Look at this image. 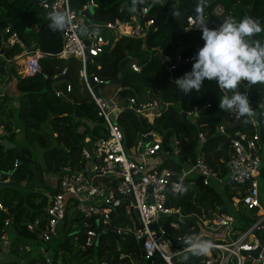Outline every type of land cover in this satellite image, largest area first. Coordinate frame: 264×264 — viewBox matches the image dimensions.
<instances>
[{"label": "trees", "instance_id": "16d2710c", "mask_svg": "<svg viewBox=\"0 0 264 264\" xmlns=\"http://www.w3.org/2000/svg\"><path fill=\"white\" fill-rule=\"evenodd\" d=\"M11 1L0 0V21L5 20L4 26L0 28V49L2 40H6L11 33H16L24 45L27 43L25 37L30 33L28 31L23 34V30L25 24H31L28 21L32 9L28 10L26 20L23 11L32 0ZM70 1L74 9L80 10L88 0ZM92 1L96 5L92 14L94 22L118 20L127 23L132 17L139 18L143 9H147L146 20L152 22L144 41L119 37L107 50L96 56L94 63L87 68L89 74L110 83L117 79L122 66L131 58L139 64L140 73L129 74L123 80L120 96L134 97L138 102L155 98L166 105L153 124H148L130 110L119 113L116 122L123 133L124 149L128 151L134 147L140 135L149 130L162 136L165 150L170 151L169 143L176 139L178 152L176 155H167L161 162L162 167L173 173L171 180L175 181L181 167L194 161L197 138L202 134L205 137L206 160L223 180V185L204 186L196 179L191 187L181 193H169L166 206L179 209L185 217H198L211 211L228 213L231 210L230 201L237 191L236 186L228 179V165L232 159L229 139L235 132L245 133L248 137L257 134L262 158L264 84H249L245 87L241 83L237 89L247 93L250 106L253 102L254 110L259 112L256 124H252L249 116H241L238 122H231L225 118L227 111L218 107L219 99L225 94L230 95L231 90L218 87L215 81L205 80L199 91L188 92L179 103L177 86L170 80L161 54L174 53L182 46L183 57L190 58L203 46L201 31L184 30L187 18L196 17L195 8L198 4H203L205 15L211 13L215 4L221 3L225 9L221 18L231 16L239 21L246 17L244 6L249 8L252 18L264 19V0H235L236 3H231L230 0H175L166 5L154 3V0H136V11H131L133 0ZM37 25L39 33L34 39L38 43L34 46L49 54L39 61L41 72L34 77L21 79L10 68L18 94L14 97L0 95V127L10 133L7 140L16 146L5 149L0 145V173L4 178L8 176L11 181L18 183L17 188L0 189V242L4 235L11 238L7 253L14 256L9 261L1 260L0 264H141V250L131 233L120 235L117 242L112 236L105 234L97 239V244L86 248L83 231L80 229L83 217L76 212L74 205L67 209L65 219L58 226L56 234L49 241L41 238L48 223L45 212L48 197L57 191L58 176L63 167L81 169L83 148L92 150L95 140L106 137V131L96 114L94 103L86 101V95L79 91L80 62L56 58L54 55L61 49L59 30L53 31L46 19ZM7 26L9 33L4 32ZM213 27L215 25L209 26ZM154 28L156 29L153 30ZM21 51L22 47L16 44L8 48L3 57L10 60ZM3 57L0 56L2 78L6 75L4 67L7 62ZM192 64L180 67L177 78L190 71ZM64 69L66 75H61ZM47 79L51 80L48 85ZM67 85H70V90H67ZM52 87L62 90L66 97H56ZM9 100L17 104L16 108L8 105ZM207 102L208 105L196 116L193 113L190 119L182 117L180 111L192 112ZM221 126L225 128V135H216ZM13 128H18L19 132H12ZM18 135L21 136L22 143L16 142ZM86 137L90 138V142H84ZM35 148L42 150L41 164L34 157ZM15 161L18 162L16 166ZM261 167L264 177V165ZM48 179H53V184L48 183ZM237 214L242 226L255 221L253 210L240 209ZM7 219H10L8 225L5 224ZM28 224L34 226L33 230L27 228ZM128 225L130 226V221L123 208L118 209L112 226L118 228ZM34 244L38 250H47V255L41 252L39 256L27 261ZM120 255L123 256L122 259L119 258ZM198 258L200 256L195 255V259ZM144 264L151 263L144 261Z\"/></svg>", "mask_w": 264, "mask_h": 264}, {"label": "built area", "instance_id": "2783aa9c", "mask_svg": "<svg viewBox=\"0 0 264 264\" xmlns=\"http://www.w3.org/2000/svg\"><path fill=\"white\" fill-rule=\"evenodd\" d=\"M39 7L47 15L50 12L65 11L70 14V23L59 30L61 49L54 56L80 62L79 91L94 103L96 114L102 120L106 131V137L95 140L92 150L83 148L81 169L63 167L58 176L57 191L48 197L45 207L48 223L41 233V238L49 241L65 219L67 209L74 205L76 212L83 217L80 229L83 231L86 248L97 244L99 230L105 233L127 232L132 234L136 243L142 240V258L151 264L155 260L163 264H186L187 261H192L193 264H264V245L260 246L256 258L249 254L259 247L258 237L264 241V177L258 135L248 137L245 133L235 132L229 139L232 159L228 165V179L236 186L237 191L230 201L231 210L228 213L211 211L198 217H185L179 209L167 207L169 193H181L191 187L196 179L204 186L223 185V180L206 160L205 137L198 135L194 161L182 166L177 180L172 181L173 173L162 167L161 162L169 154L176 155L177 140L172 139L169 143L170 151L165 150L162 136L149 130L142 133L135 146L126 151L123 146V133L116 122L121 111L130 110L145 119L148 124H153L163 111L161 102L155 98L138 102L134 97H121L120 93L113 100L117 92L122 90L121 85L117 86L112 96L105 97L103 87L107 82L87 71L94 63V58L107 50L115 39H146L152 23L151 20H146L147 9L142 10L139 18L132 17L127 23L118 20L98 23L88 21L84 15L76 13L70 0H43ZM91 7L96 5L92 0H88L79 11H87ZM224 14L223 5L217 3L204 18L211 19L213 23ZM186 23L184 30L191 29L196 23L195 17H188ZM30 30L38 33V25L31 26ZM196 30L200 31L199 28ZM4 32L9 33L8 26L4 28ZM3 42L7 48L16 44L24 46L16 33H11ZM174 54L175 52L162 53V62L170 75L179 61ZM46 55L49 54L35 47L21 56H16L11 64L15 65L16 75L21 79L34 77L41 72L39 61ZM194 59L195 56H192L185 58V61ZM123 69L134 74L140 73L139 64L131 58ZM61 75H66V69ZM99 83H103L101 96L95 91ZM52 90L56 97H66L62 90L54 87ZM67 90H70V85H67ZM115 112L117 116L113 121L111 117ZM195 112L196 110L186 112L187 117H191ZM248 116L255 125L252 112ZM240 117L235 110L228 112L231 122H238ZM218 131L225 135L223 126L219 127ZM12 132H19V129L13 128ZM9 135L8 131L0 127V136L3 137L0 138V145ZM84 142H90V138L86 137ZM156 160L160 161L159 164ZM17 164L15 161L14 165ZM7 181H11L10 177L4 178L0 173V182ZM121 208L130 221V227L112 226L113 219L117 217V210ZM240 209L253 210L255 221L242 226L237 218ZM133 211L137 212L136 218ZM174 214H178V217H174ZM192 218L194 220L186 221ZM9 222L10 219L5 220L6 225ZM27 228L33 230L34 226L28 224ZM189 237L210 240L214 247L207 254L195 259V254L184 244ZM0 245L1 251L8 249L9 240L6 235L2 237ZM43 251L41 249V252ZM2 255L0 252V261ZM119 258L122 259L123 256L120 255Z\"/></svg>", "mask_w": 264, "mask_h": 264}, {"label": "clouds", "instance_id": "9594fccd", "mask_svg": "<svg viewBox=\"0 0 264 264\" xmlns=\"http://www.w3.org/2000/svg\"><path fill=\"white\" fill-rule=\"evenodd\" d=\"M131 11H136V0H133ZM195 12V25L201 31L203 46L197 50L191 70L175 80L177 88L187 94L199 91L205 80L215 81L218 87L231 90L230 95L225 94L219 99L218 107L229 113L235 110L238 115L246 117L252 112L249 97L246 92L237 89L242 81L264 84V42L253 39L262 31L260 23L250 17L237 21L229 16L218 27L209 28L203 4H198ZM48 15L53 31L61 30L70 23V14L66 11L50 12ZM184 244L197 256L207 254L214 247L212 241L198 237H189ZM46 251L42 253L47 255Z\"/></svg>", "mask_w": 264, "mask_h": 264}, {"label": "water", "instance_id": "95a60500", "mask_svg": "<svg viewBox=\"0 0 264 264\" xmlns=\"http://www.w3.org/2000/svg\"><path fill=\"white\" fill-rule=\"evenodd\" d=\"M14 1H15V0H12L11 2H14ZM41 1H43V0H32L31 3H29V5H28V6L24 9V11H23L24 19H26V15H27L28 10H29L33 5H36V4L39 5V4L41 3ZM169 1H175V0H155L154 3H160V4H162V5H166V3L169 2ZM230 2H231V3H236L235 0H230ZM243 9H244V12H245L246 17H250V18H252L251 15H250V10H249V8L244 6ZM93 10H94V8L89 9V10H87V11H81V12H80L79 10L75 9L76 13H80V14L84 15L88 21H91V20H92V13H93ZM206 11H207V10H206ZM44 14H45V16L47 17L46 21H47V22H50V18L48 17L47 13H44ZM224 19H225V18L216 19V20L213 21V24H214L216 27H218V26L223 22ZM252 19L258 21V22L260 23V25H264V19H255V18H252ZM4 24H5V20H1V21H0V28H2V27L4 26ZM168 24H169V21L167 20L166 25H168ZM197 28H198V25H197V26L194 25L191 29L196 30ZM253 39H257V35L254 36ZM7 49H8V48L4 45V42H3V40H2V46H1V49H0V55H3ZM183 50H184L183 47L180 46V47L177 49V51L175 52V54H174V56L177 57V58L179 59V61H178V63H177V66L171 71L170 80H171L173 83H175V80L177 79V72H178L179 68L182 67L184 64H192V63L194 62V60H188V61H185V58L183 57ZM123 67H124V65L122 66L120 76H119L117 79L111 81L110 83H112V84H114V85H116V86H119V85L122 84L123 80H124L129 74H134V73L127 72L125 69H123ZM50 82H51V80L47 79V80H46V85H48ZM175 84H176V83H175ZM242 84H243L245 87H248V86H249V84H247V82H245V81H242ZM176 86H177V85H176ZM102 87H103V83H99V84H97L96 87H95V91H96V93H97L98 96H101V89H102ZM177 90H178V88H177ZM120 92H121V91L117 92V94L114 96L113 100L118 96V94H119ZM184 95H185L184 93H182V92H180V91L178 90V102H179V103L182 102ZM85 100H86V101H90V99H89L88 96L85 97ZM207 105H208V102H207L206 104H204L203 106L198 107V108L196 109V114H197V113H198L203 107H205V106H207ZM160 107H161V110H165L166 105L163 104V103H161V106H160ZM251 108H252V117H253V120H254L255 122H257L259 112L256 111V110H254L253 102H251ZM180 113H181L182 117L187 118V114H186L185 111H180ZM116 116H117V113H116V112L113 113V115H112V117H111L113 121H115V117H116ZM225 118H228V112L226 113ZM220 134H221V133L217 130L216 135H220ZM2 145H3V147H4L5 149H13V148L16 147L13 143H11V142L8 141V140H3V141H2ZM5 187H9V188H17V187H18V183H16L15 181L0 182V189L5 188ZM133 214H134V216H135V218H136V217H137V212H136V211H133ZM161 216H163V215H161ZM174 217H178V214H174ZM190 220L192 221V220H194V219H193V218H192V219H186V221H190ZM105 234H107V235H109V236H112V237L116 240V242H117L118 237H119L120 235H125V234H128V233H127V232H115V231H109V232H106V233H105V232H102L101 230H99V231H98V238L101 237L102 235H105ZM258 242H259V247H258L255 251L249 253L253 258H256V257H257V254H258V252L260 251V246H263V245H264V241H263V239H261L260 237H258ZM137 245H138L139 248H141V247H142V240H139V241L137 242ZM45 251H46V250H45ZM154 264H160V263H159L157 260H155V261H154Z\"/></svg>", "mask_w": 264, "mask_h": 264}, {"label": "crops", "instance_id": "0c3cea01", "mask_svg": "<svg viewBox=\"0 0 264 264\" xmlns=\"http://www.w3.org/2000/svg\"><path fill=\"white\" fill-rule=\"evenodd\" d=\"M43 15L45 16L44 12H43ZM30 18H32L31 26L37 25L41 22V20H43V17L39 18V12L37 13V11H35V10H33V13L30 12ZM38 33L32 31L31 33L27 34L25 37V40L27 43L24 46H21L22 51L19 54L13 55V57L10 58V60L4 58L3 57L4 54L0 55L1 57H3V59H5L7 61L6 65L4 67V71H5L6 75L3 76V78H2V76H0V95L5 94L9 97H14L18 94L17 90H16L15 79L10 74V68L12 69L11 72H13L15 74L16 67H15V65H10V64L14 62V59L16 56H21V55L25 54L26 52L33 50L36 47L34 45L38 42H36L34 38H35V36H38ZM8 62H10V63H8ZM8 105L11 106L12 108H16V106H17V104L14 103V101H12V100H9ZM194 116H196V112L194 113ZM9 256H12V255L9 253H6V250H4L2 260H4L6 257H9ZM142 264H144V260L142 261Z\"/></svg>", "mask_w": 264, "mask_h": 264}, {"label": "rangeland", "instance_id": "374dc122", "mask_svg": "<svg viewBox=\"0 0 264 264\" xmlns=\"http://www.w3.org/2000/svg\"><path fill=\"white\" fill-rule=\"evenodd\" d=\"M22 1H23V0H22ZM29 3H31V2H29ZM92 8H94V7H91L90 9H92ZM31 9H32V10H31L30 12L33 13V10H35V11H37V13L39 12V18H42V17H43V20L46 19V16L43 15V11L41 10V8L39 7L38 4L33 5V6L31 7ZM94 10H95V8H94ZM94 10H93V12H94ZM92 14H93V13H92ZM31 20H32V18L29 17V21H28V22L32 23ZM41 21H42V20H41ZM206 21H209V25H210V26L213 25L211 19H207ZM260 26H261L262 31L258 34V37H259V40H260L261 42H264V25H260ZM215 27H216V26H215ZM30 28H31V24H30V25H26V24H25V30H23V34H25V33L28 32V31H30V33H31L32 31L30 30ZM161 59H162V54H161ZM116 88H117V86L114 85V84H112V83H107V84H105V86L103 87V95H104L105 97H110V96H112V94L115 93ZM188 118L190 119V116H189ZM229 121H230V120H229ZM16 142H17V143H22V138H21L20 135L17 136ZM33 148H34V147H33ZM261 155H262V161H261V163H262V165H264V151H263V150H262V152H261ZM34 157H35L37 163L41 164V163H42V150L39 149V148H38V149L35 148ZM156 162L159 164L160 161H159V160H156ZM47 182L53 184L54 180H53V179H51V180L48 179ZM262 201H264V199H263ZM263 206H264V203H263ZM127 227H130V226L128 225ZM10 237H11V236H10ZM8 240H9V243H10L11 238L8 237ZM43 244H44V243H43ZM136 244H137V243H136ZM32 246H33V247H32L31 249L33 250V252L31 253L30 256L27 257V261H28L30 258H32V257H37V256H39L40 253H41V251L37 249V246H36L35 244L32 245ZM51 250H53V249H51ZM7 252H9V251H7ZM13 258H14V256H9V257H6L3 261H9V260H11V259H13ZM25 259H26V257H25ZM141 264H142V262H141Z\"/></svg>", "mask_w": 264, "mask_h": 264}]
</instances>
